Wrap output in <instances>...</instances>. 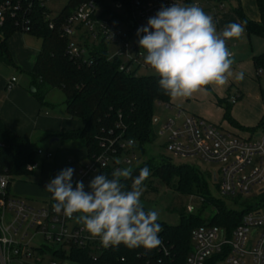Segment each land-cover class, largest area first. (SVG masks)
I'll return each instance as SVG.
<instances>
[{"label":"built area","instance_id":"1","mask_svg":"<svg viewBox=\"0 0 264 264\" xmlns=\"http://www.w3.org/2000/svg\"><path fill=\"white\" fill-rule=\"evenodd\" d=\"M46 1L0 0V24L9 16L19 31L28 32L29 13L41 9L42 17L48 20V27L53 28L54 23L47 17ZM174 2L198 5L213 17L218 32L223 29L218 26V18L225 8V1L84 0L61 24L62 34L69 38L66 53L72 59L84 60L94 42H109L117 48L108 58H118L120 70L138 74L139 69H152L141 55L144 50L138 45L137 29L146 26L148 18L154 16L161 6L169 7ZM82 28L84 33L76 37ZM88 40L93 42L90 44ZM14 81L12 77L6 87H11ZM236 99L233 96L231 102ZM165 106L169 107L168 104ZM175 118L181 119L176 127H172L175 122L170 119L162 122L158 131L160 135L166 133L165 149L169 153L182 159L199 158L219 163V169L212 171L211 177L221 196L230 199L259 198L264 191V122L256 135L243 138L181 110L177 111ZM130 143H121L117 154L113 151L114 154L97 155L83 163L67 159L54 171V178L62 169L71 167L74 169L73 187L76 181H83L88 191L90 180L101 168L109 163L116 169L121 167L122 163L117 158L127 154L123 151ZM35 154L45 159L53 157L52 150L38 147ZM37 167L36 161L27 165L29 171ZM247 167L249 172H243ZM8 182L9 176L0 174V264H73L67 257L71 246L89 247L95 253L105 248L99 238H93L77 222L76 214L67 218L63 213L53 211L51 193L41 199L42 205L34 206L28 200L10 195L8 185L11 182ZM198 199L202 204V198ZM186 211L192 213L194 209L188 205ZM190 240L191 248L184 264H264V205L253 202L229 232L215 224L195 226Z\"/></svg>","mask_w":264,"mask_h":264},{"label":"trees","instance_id":"2","mask_svg":"<svg viewBox=\"0 0 264 264\" xmlns=\"http://www.w3.org/2000/svg\"><path fill=\"white\" fill-rule=\"evenodd\" d=\"M82 1L84 0H69L68 5L57 16L50 18L54 23L53 28L48 27V20L42 17L41 9L29 13L27 33L40 39L38 53L28 71L31 76L30 87L34 88L33 94L40 102L43 96L39 90L43 86L61 89L66 113L77 118L81 127L52 135L61 142L82 139L87 159H94L101 154H117L120 152V144L128 141L131 143L124 153L135 149L143 153L144 145L152 139L154 104L169 105L171 98L160 89V77L157 74L140 75L120 70L119 59L108 58L103 42L91 46L89 55L84 60L68 56L66 46L69 38L62 34L61 24ZM123 3L127 4L126 1ZM256 3L260 14L259 22L245 18L239 6L233 7V11L241 22H246L244 28L248 35L264 37V0H256ZM16 31L19 30L10 17H5L0 24V62L5 65L16 66L7 47V40ZM253 62L256 69L264 72V51L255 55ZM218 102L221 103V100ZM224 118L232 121L227 107ZM263 122L264 117L257 127ZM35 149L27 136L16 133L0 119V174L9 176L8 183L28 174L27 165L35 161ZM145 166L150 169L151 175L163 182H169L175 177L176 189L180 193L202 190L201 196L213 208V212L207 218L201 217L200 213L204 209L202 203L197 213L180 215L179 222L175 225L158 220L163 229L159 233L162 243L153 249H129L121 244L102 248L95 253L89 247L71 246L67 257L73 264H184L191 248V230L195 226L215 224L229 232L253 202L264 205L263 191L253 201L242 197L232 199L238 207H230L225 201L208 194L206 182L199 177L196 169L187 164L174 165L167 158L160 159L157 163H153V160L141 161L131 168L132 176H138L140 169ZM115 169L116 166L109 163L97 175L104 174L111 179ZM122 182L130 190L132 181L129 179Z\"/></svg>","mask_w":264,"mask_h":264},{"label":"clouds","instance_id":"3","mask_svg":"<svg viewBox=\"0 0 264 264\" xmlns=\"http://www.w3.org/2000/svg\"><path fill=\"white\" fill-rule=\"evenodd\" d=\"M245 23H229L218 32L213 17L201 7L174 2L161 6L136 35L145 64L160 77V89L176 100L206 91L208 85L228 83L234 60L227 41L242 36ZM235 79L243 80L244 73H236ZM73 174L71 167L62 169L46 185L55 213L67 218L76 214L77 222L105 248L123 244L129 249H153L162 243L159 213L145 211L140 199L144 181L151 174L147 166L136 177L131 168L115 169L111 179L95 175L88 191L83 181H76L73 187ZM129 179L132 183L127 190L122 180Z\"/></svg>","mask_w":264,"mask_h":264},{"label":"rangeland","instance_id":"4","mask_svg":"<svg viewBox=\"0 0 264 264\" xmlns=\"http://www.w3.org/2000/svg\"><path fill=\"white\" fill-rule=\"evenodd\" d=\"M68 2L69 0H47L45 3L47 17L51 18L57 16L65 8V6L68 5ZM235 4L236 3L234 0L225 1L224 11L226 12L227 10L231 9L235 6ZM84 31L85 30L83 28L80 29L78 33L75 34L76 37L83 34ZM72 40L75 39L72 38ZM92 42L93 41L88 40V43L91 44ZM97 44L98 43L94 42L95 46H97ZM24 46L31 50H36L40 46V39L27 32H14L7 40V47L13 61H17L18 64L17 66H13L5 65L0 62V75L6 76L7 78H10V76H15L17 79V84L23 83L25 84V88L28 89L31 85V76L28 73L29 69H24L21 64L24 59L29 57L30 53L22 49ZM105 48L107 55L110 56L113 55L117 47L107 42L105 44ZM137 73L140 75L156 74L153 69H139ZM259 82L261 87L264 89V75L259 78ZM39 93L42 94L43 98L45 96L44 100L47 103L41 108L42 113L43 111L49 112L47 117H53L56 115L68 117V114L65 111L64 94L61 89L43 86V89H40ZM32 96L36 98L35 94H32ZM183 99L185 100L187 98H179V100ZM172 103L176 105V100L172 99ZM171 107H166L164 103L154 104V119H157L158 121H153L152 123V139L150 142L144 145L143 153L139 149H135L133 151L134 157H132L131 152L120 155L117 160L122 163V168H133L143 160H153V163H157L160 159L164 158L169 159V161L174 165H190L196 169L199 177L204 179L206 182L209 195L225 201L230 207H238L236 203L232 202V199L221 196L218 192L216 184L212 181V171H217L219 169V163L205 162L199 158L182 159L177 156H173L165 149L166 133L161 135L158 134L161 123L163 121L165 122L167 120L174 119L175 123L172 125V127H176L181 120L175 118L176 108ZM48 123L49 120L40 122L38 125L42 127L34 128L29 139L36 148L38 147L42 150H52L53 157L50 159H45L36 156L35 161L38 163V167L36 169L30 170L27 175L19 179H14L9 184L10 195H15L19 198L28 200V202L34 206L42 205L41 199L47 196L49 193L45 190L46 186L44 183H48L50 180L54 179V166H56V168L60 167V165L55 164H60L62 162L63 150L66 147L72 146L76 149V151L74 154L67 156L63 164L67 159L74 161L78 160L81 163L87 161V158L85 157L86 154L84 142L82 139L70 140L67 142H61L60 140L51 141L53 135L51 131H48L49 129L46 128L50 125ZM237 134L243 138H247L249 136L246 133ZM125 159H129V162H125ZM246 171L249 172L248 167L243 169V172ZM143 187L144 191L140 199L144 208L147 211H157L159 213V221H163L167 224L175 225L179 222L180 215H187L188 212L186 211V206L188 205H191L194 209L193 212L197 213L198 209L201 207V203L198 198H202V203L204 204V209L200 213L201 217L207 218V216L213 212V208L207 204L204 201L203 196H201L202 190L199 192L198 190L194 189L188 194L178 192L175 185V177H172L169 182H163L155 175L150 174V176L144 181ZM253 200L254 199H251V201Z\"/></svg>","mask_w":264,"mask_h":264},{"label":"crops","instance_id":"5","mask_svg":"<svg viewBox=\"0 0 264 264\" xmlns=\"http://www.w3.org/2000/svg\"><path fill=\"white\" fill-rule=\"evenodd\" d=\"M234 1L236 3L235 6L240 7L245 18L252 22L260 21L256 0ZM229 23H241L238 15L233 11V7L226 12L223 10L218 18V26L221 28H224ZM227 47L232 53L234 60L232 65L233 76L229 77L228 83L223 86L208 85L206 91L194 93L185 100H179L178 98L177 101L176 99V105L170 99L169 107H175L176 113L178 110H181L185 114L190 113L212 123H218L222 128L236 134L246 133L249 136L256 135L258 130L257 124L264 117V89L259 82V78L264 75V72L256 69L253 57L264 51V37L256 34L248 35L244 28L242 36L227 41ZM22 49L30 54L27 59L22 61L21 65L24 69L30 70L39 48L31 50L24 46ZM14 64L17 66L18 62L16 61ZM238 72L244 73L243 80L235 79V74ZM12 77L15 78V76L7 78L0 75V119L10 129L30 138L33 129L42 127L38 124L46 120H49L48 124H50L46 128L51 133L81 127V122L69 115H67L68 117L57 115L47 117L49 112L43 111L42 113L41 110L47 104L44 100L45 96L40 102L29 91L31 85L26 89L25 84H17L16 78L13 85L7 88L6 84ZM233 96L237 97L234 103L231 102ZM220 99L222 103L218 102ZM225 107H227L232 121L224 118ZM154 121L158 120L154 119ZM75 151L76 149L72 146L66 147L63 150L62 162L55 165L62 166L65 158L74 154ZM54 167L55 170L56 166Z\"/></svg>","mask_w":264,"mask_h":264},{"label":"water","instance_id":"6","mask_svg":"<svg viewBox=\"0 0 264 264\" xmlns=\"http://www.w3.org/2000/svg\"><path fill=\"white\" fill-rule=\"evenodd\" d=\"M29 91H30L31 93H33L35 90H34V88L30 87ZM57 140H58L57 137H53V138L51 139V141H57Z\"/></svg>","mask_w":264,"mask_h":264}]
</instances>
